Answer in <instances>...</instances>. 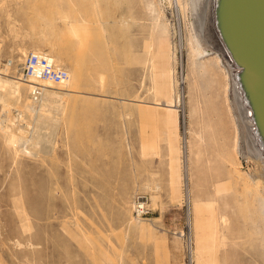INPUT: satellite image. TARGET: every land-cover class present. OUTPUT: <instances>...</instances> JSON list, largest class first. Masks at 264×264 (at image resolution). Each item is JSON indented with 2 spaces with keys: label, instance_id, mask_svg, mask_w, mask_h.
I'll return each instance as SVG.
<instances>
[{
  "label": "rangeland",
  "instance_id": "1",
  "mask_svg": "<svg viewBox=\"0 0 264 264\" xmlns=\"http://www.w3.org/2000/svg\"><path fill=\"white\" fill-rule=\"evenodd\" d=\"M211 2L0 0L2 70L32 50L69 73L49 116L20 80L0 103L26 116L0 129V264H264V182Z\"/></svg>",
  "mask_w": 264,
  "mask_h": 264
},
{
  "label": "water",
  "instance_id": "2",
  "mask_svg": "<svg viewBox=\"0 0 264 264\" xmlns=\"http://www.w3.org/2000/svg\"><path fill=\"white\" fill-rule=\"evenodd\" d=\"M212 8L264 147V0H212Z\"/></svg>",
  "mask_w": 264,
  "mask_h": 264
},
{
  "label": "bare ground",
  "instance_id": "3",
  "mask_svg": "<svg viewBox=\"0 0 264 264\" xmlns=\"http://www.w3.org/2000/svg\"><path fill=\"white\" fill-rule=\"evenodd\" d=\"M211 1L212 0H210V2ZM215 35L218 38V43H219L220 47L224 50L225 56L227 57V59L230 62V68L232 70H234V72H235V79H234V82H233V84H234L233 92H234L235 99L237 101V105H238V107L240 109V114L242 115L243 118H246V121H247V122H244L245 134H244L243 153H244L245 156L251 157L252 159L256 160V162L259 163V167H260L259 175L261 177V180H263V182H264V149H263L264 147H263V143H262L261 138H260V136L258 134V130L256 129V126H255V123H254V119H253V116L251 114L250 107L247 105L248 101L246 100V97H244V93H243L242 89H240V85H239V82L237 80V72H236L237 69L235 68V65L233 64V61L229 58V55L228 56L226 55L225 46L221 42L216 30H215ZM29 53H45V54H47L48 57L55 63V65H57L58 68L66 70V72L68 74L67 75V80H65V81H63L61 83H55V82H53L51 80H48V79L47 80L36 81L37 83H39L41 85V96L36 100V99H33V96L30 94L31 87H32V86H30L31 85L30 82H34V81L30 80V82L29 81L25 82V81L21 80V78H19V76H18V78L17 77H13V76H11L8 73L7 68H6V69L2 70V75L0 77V103L3 105V107L6 108L7 105H9V104L13 105V103H15L17 101V99L19 98V80H20V82L25 83V84H27L29 86V97H30L29 99H30L31 103H29V105L27 107L30 108V110L33 113H36L37 116L40 119L43 116L48 114L46 111L49 110L50 106L52 107V105H54V104H51V103H53V101L60 96V94H58L57 91H54L53 89L49 88L48 85H50V84H53V85L65 84L69 80V73H68L67 69H65L62 66L58 65L55 62V59L51 55H49L48 53L43 52V51H32V50H30V51L26 52V54L23 56V59ZM6 65L7 66L10 65V63H8V64L6 63ZM2 67H3V65H2ZM169 102L170 101L167 102L168 103L167 105L170 106V107H173L174 105L171 102L170 103ZM13 108L14 107H11V108L3 110L4 117L1 118V120H0V129L2 131H5V128L7 126L8 127L10 126L9 122H11V121H13L11 123L15 127V130H17L18 132L22 131L21 130L22 129L21 124L16 123L13 118L17 119V122H18V118L21 119L25 115L23 114L22 111H21L22 112L21 113L20 110H16V111H18L17 114L13 115L11 113V110H10V109H13ZM44 111H45L46 114L44 113ZM49 115L50 114H48V116ZM47 120H48V118H47ZM35 121H34V123H35ZM52 121H54V120H52ZM14 122L16 124H13ZM44 127H45V125H44ZM38 129H39V127H38ZM33 130H34V127H33ZM35 130H37V129H35ZM42 132L40 131L41 134H43ZM9 137L8 138H9V140H11V142L14 143V141H17L16 140L17 138H15V135L13 133H11ZM42 142H43V139H41V143ZM36 143L34 145H36ZM35 147H37V146H35ZM133 207H134V203H133ZM137 213L138 214L135 217H137V216L139 217V213L140 212L137 211Z\"/></svg>",
  "mask_w": 264,
  "mask_h": 264
},
{
  "label": "built area",
  "instance_id": "4",
  "mask_svg": "<svg viewBox=\"0 0 264 264\" xmlns=\"http://www.w3.org/2000/svg\"><path fill=\"white\" fill-rule=\"evenodd\" d=\"M2 63L0 58V77L2 75ZM67 72L64 69L58 68L57 65L45 53H29L27 54L21 64L19 78L27 82L30 80L31 92L33 99H38L41 96V85L36 81L51 80L55 83H61L67 80ZM134 213L139 216L145 214V205L143 202L136 200L134 204Z\"/></svg>",
  "mask_w": 264,
  "mask_h": 264
}]
</instances>
